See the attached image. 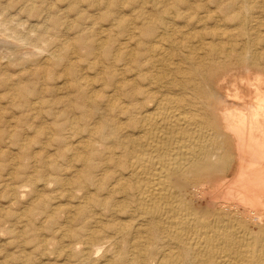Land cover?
<instances>
[{"label":"bare ground","instance_id":"6f19581e","mask_svg":"<svg viewBox=\"0 0 264 264\" xmlns=\"http://www.w3.org/2000/svg\"><path fill=\"white\" fill-rule=\"evenodd\" d=\"M122 1L107 0L99 11L117 36L72 0L74 19L68 11L44 17L38 3H26V14L37 18L27 33L11 29L9 17L0 21L1 43L10 40L15 47L7 52L0 46V63L31 66L33 81L19 87L17 78L5 79L14 94L10 106L19 100L12 107L25 110L36 97L28 110L40 114L50 104L41 97L45 88L35 86L58 65L67 78L61 87L67 96L56 99L62 109L44 111L55 129L39 127L46 140L54 136L63 163L33 157L37 168L20 161L11 169L25 184L6 188L24 197L41 180L43 189L54 184L63 198L75 199L62 212L47 196L31 202L26 214L39 218H23L25 226L58 227L51 241L42 231L37 263L54 257L56 264H264V0H130L128 17ZM202 20L214 28L197 31ZM178 22H186L188 31ZM53 29L59 36H48ZM63 172L69 175L63 178ZM102 218L112 237L103 232ZM103 253L109 259L101 262Z\"/></svg>","mask_w":264,"mask_h":264},{"label":"rangeland","instance_id":"374dc122","mask_svg":"<svg viewBox=\"0 0 264 264\" xmlns=\"http://www.w3.org/2000/svg\"><path fill=\"white\" fill-rule=\"evenodd\" d=\"M5 1H7V2H5ZM18 1H20L19 2V4L17 3ZM18 1H16V0H10V3H9V0H0V5L2 4V3H5V4H3L4 6H1V8H0V21H3L4 19L6 20V18H7V20L9 21V19L10 20H12L11 22H10V28L11 29H17L18 31H22V32H28V30H29V26L30 25H35V24H37V18H34V16H31V18H30V16L29 15H27L26 13V10H25V8H23V6L26 4V3H31V4H36V3H38V4H36V7L37 8H39L40 6V8L38 9L39 10V12L40 13H42V15L45 17H55L56 15H58V14H60V13H62L63 11V13H65V11L67 12H69V10H68V7H69V4H70V0H59L60 1V3H58L59 1L58 0H42L43 2H41V0H33V1H31V0H18ZM27 1V2H26ZM29 1V2H28ZM35 1H37V2H35ZM49 1H51L50 2V4H51V7H49ZM55 1V2H54ZM58 1V2H57ZM73 2H75V3H77L76 5H78V3H79V6L78 7H80L81 9V11H84V13L85 14H89L88 16H91V17H93L94 19H99V21L97 22V23H100L99 24V26H101V28H102V30H106V31H108V35L109 36H117V32H114L115 31V29H113V27L111 26V24H110V22H105L106 20L105 19H102V17H104V13H99V11L100 10H102L103 8L101 7V6H103L102 4L105 2V1H107V0H92L91 2H90V0H88V1H86V0H72ZM98 1V2H97ZM124 1V0H123ZM122 1V3L126 6V15H127V17L130 15V13H128L129 11H131V9H129L128 8V5L130 4V2H128V1H130V0H125L124 2H126V3H124ZM137 2H141L142 0H136ZM169 1H173V0H169ZM192 2H194L195 0H191ZM2 2V3H1ZM16 2V3H15ZM48 3V4H46V3ZM52 2H53V4H52ZM67 2V3H66ZM87 2V3H86ZM92 2H93V4H92ZM95 2V3H94ZM102 2V3H101ZM54 3H56V4H54ZM63 3V4H62ZM90 3L92 4V5H90ZM100 5H98V4ZM15 4V5H14ZM16 4H18V5H16ZM21 4V5H20ZM96 4H97V6H96ZM6 5V6H5ZM10 5L12 6L11 8H10ZM63 5V6H62ZM149 5V6H148ZM14 6H15V8H14ZM17 6V7H16ZM19 6V7H18ZM99 6V7H98ZM138 6V5H137ZM146 6L149 8H151V3H148V4H146ZM2 7H4V8H2ZM46 7V8H45ZM49 9H48V8ZM55 7V8H54ZM57 7V8H56ZM98 9H97V8ZM101 7V8H100ZM54 8V9H53ZM48 9V10H47ZM55 9H57V10H55ZM65 9H67V10H65ZM56 12H55V11ZM62 10V11H61ZM2 11V12H1ZM4 11V12H3ZM5 11H6V13H5ZM52 11V12H51ZM61 11V12H60ZM19 12V13H18ZM48 13V14H46V13ZM49 12H50V14H49ZM68 12H67V14H68ZM101 12V11H100ZM55 13V14H54ZM58 13V14H57ZM70 13V12H69ZM26 15V16H25ZM29 16V17H28ZM70 18L69 19H74L75 17V15L73 16V14H71L70 13ZM4 17V18H3ZM8 17H9V19H8ZM27 17H28V19H31V20H28L27 19ZM199 17L201 18L202 17V14H198L197 15V19L196 20H198L199 19ZM16 18V19H15ZM102 20H101V19ZM18 19V20H17ZM32 20H34V21H32ZM26 21V22H25ZM14 22V23H13ZM15 22H17V23H15ZM36 22V23H35ZM95 21H93V19H92V23H94ZM13 23V24H12ZM18 23H19V29L18 28H16V24H17V26H18ZM48 24H49V22H47ZM137 23V22H136ZM28 24V25H27ZM14 25V26H13ZM22 25V26H21ZM200 25V26H199ZM111 28H110V27ZM178 26H180V27H184V31H188V29H189V27H188V25L186 24V22H185V24L184 23H179L178 22ZM199 26V27H198ZM13 27H15V28H13ZM97 27H98V25H97ZM109 27V28H108ZM133 27H134V25H133ZM212 27L214 28V24H213V22L212 21H210V20H208V21H206V20H202V22L201 23H199L198 25H197V31H205V29L204 28H206V30H212ZM264 27L263 28H260V31L261 32H264ZM104 30V31H105ZM21 32V33H22ZM48 33V36H53L54 38H55V36H59V34H57L58 32L56 31V30H54L53 29V31L52 32H47ZM71 33H74V32H71ZM54 34V35H53ZM56 34V35H55ZM69 36H72V34H70ZM52 38V37H51ZM53 39V38H52ZM2 40V39H1ZM4 40V41H3ZM2 40V43H4V44H2L1 43V41H0V43H1V45L0 46H3V51H10V50H12L13 51V48L15 49V47H12L11 46V41L10 40H8V42H6V40L5 39H3ZM10 41V42H9ZM11 43V44H10ZM6 44H8V46L6 45ZM10 44V45H9ZM11 46V47H10ZM10 55V54H9ZM13 60V59H12ZM3 65V66H2ZM5 63L3 62V61H1V63H0V79H3L2 81H4L3 82V84H2V81H0V111L2 112V114H0V121H4V122H0V133H1V131H3V133L0 135L2 138H0V164H3V165H1V166H3V167H0L1 169H0V262L2 261V263L3 264H21V263H18V261H16L17 259H23V261H24V259L26 260L25 262H23V264H38V263H40L41 262V258H40V256H41V251L44 249V246H42V244H40L39 242L41 241V243H43V238L42 237H44V239L45 240H53L54 238H57L58 236H56V237H54V232H51V230L52 231H56L57 229H58V227H56V226H53V225H47L48 227H46L45 229L43 228L41 231H38L37 229H36V227L34 226V227H32L31 225L32 224H30V227L29 226H25L27 223V221H25L27 218L31 221V220H33L34 219V221L36 222V218L37 217H34V216H27V214H26V212L28 211V210H30L31 209V207H32V205H33V203H31V202H35V198H36V201H37V197L39 196V194H40V197L39 198H41V200H44V197L45 196H47V197H45L46 198V200H49V201H47L48 202V204H50V205H52L53 204V206H58L59 205V207H60V210H61V212L63 211V210H66V209H64V207H66V205L68 204H74V201L73 200H75L74 198H72V196H70V197H68V198H63V196H62V189L58 186L57 187V185H54V184H52L50 187H47L46 188V190H45V188L43 189V186L41 185V183H43L41 180L39 181L38 180V182H36V184H38V185H34L33 184V189L34 190H36L37 188L39 189V190H42V191H39V193H34V192H32V187H28L29 189V191L28 192H26L25 193V195H24V197L23 196H16V195H12L11 193H10V191H7L10 187H16V188H18V187H20V186H22L23 184H25V182L24 181H22V180H17V182H16V179H14L13 178V170L11 169L12 167H15L16 165V167H21L23 164H25V163H28V161L30 162V161H32V162H34V164L36 163L35 162V160H32L33 159V157H34V159H42L41 161H44L45 159H47L48 157H50L49 159H55L56 158V160H58V163H60V164H62L63 163V160L61 159V158H59L58 157V149H60V147L58 146L59 144L58 143H56L55 141H53L54 140V136H52L51 135V139H53V140H46V139H48V137L46 136V135H44V133L42 134V132L40 133V130H39V127L41 126V127H45V128H48L49 130H52V129H55V128H53L54 127V119H53V121L51 120L52 118L51 117H49L48 115H47V112H46V115L44 114V111H49V109L51 110V109H53L54 108V110L56 111L57 109H59L58 111H60L61 109H62V106L60 105H56V99H58L57 97H66L67 95L66 94H64L66 91H64V90H61V87H63L64 86V81H65V76H64V73L62 74V72H64V69L63 68H65V67H63L62 65H58V66H56V68H54L55 69V71H54V69H51V71L53 72H49L48 71V73H49V75H48V77H47V79H48V81L46 80L45 82H43V84L42 83H38V86L36 85H34L36 88L38 87V88H40V89H44L45 90V93H44V95L43 96H41V97H43L42 98V100H46V101H48L47 103L48 104H50V105H47V104H43L42 105V107H43V109H42V111L40 112V114H37L36 112H33L32 113V111H30V110H28V109H30V106H29V104H32V103H34V102H37L36 101V97L34 98V97H32V98H29V104L25 107V110L24 109H14V107H12L14 104H16V103H18L19 102V100H15V101H13L12 103H13V105L12 106H10V104H11V101H12V99H10L11 97H10V95H14L13 93H10L11 91H9L7 88L9 87V86H6V84H7V82H5V79H6V81H7V79H8V81H15V78H17L16 79V81L14 82L15 84L17 83V84H19V83H21V84H19V87H21V86H25L26 84L28 85L29 84V82L30 81H32L30 78H29V75L27 74V70L31 67V66H29L28 67V65L27 64H22V65H19V64H14L13 66H8L7 68H4L5 66ZM20 66V67H19ZM12 67V68H11ZM19 67V68H18ZM25 67H26V69H25ZM3 68V69H2ZM14 68V69H13ZM36 68V67H35ZM34 68V66L32 67V69H35ZM61 68V69H60ZM4 69H6V71L4 70ZM9 70V71H8ZM25 70V71H24ZM24 71V72H23ZM54 72L56 73L55 74V76H54ZM2 73H4V74H2ZM16 73V74H15ZM25 73V74H24ZM47 73V74H48ZM52 74V76H51V74ZM13 74H14V76H13ZM27 74V75H26ZM61 74V75H60ZM8 75H10V77L8 76ZM17 77H16V76ZM20 75V76H19ZM25 75H26V77H25ZM19 76V77H18ZM22 76V77H21ZM63 76V77H62ZM3 77V78H2ZM21 77V78H20ZM55 77V78H54ZM59 77H61V78H63L62 80H60L61 78H59ZM11 78V79H10ZM22 78L26 81H24L23 82V80H22ZM27 78H28V80H27ZM51 78H53V79H51ZM19 79V80H18ZM30 79V80H29ZM55 80V81H54ZM66 80H67V78H66ZM29 81V82H28ZM52 83H51V82ZM60 81H62V82H60ZM28 82V83H27ZM33 82V81H32ZM56 82V83H55ZM24 83V84H23ZM31 83V82H30ZM1 84H2V86H1ZM23 84V85H22ZM62 84H63V86H62ZM4 85H5V87H4ZM43 85V86H42ZM59 85H61V86H59ZM34 86H32V88L34 87ZM41 86V87H40ZM4 87V88H3ZM29 87H31V85H29ZM34 87V88H35ZM56 87V88H55ZM59 89H58V88ZM49 88V89H48ZM53 89V90H51L50 91V89ZM57 89V90H55V89ZM50 91V93H48L49 91ZM55 90V91H54ZM3 91H4V93H3ZM6 92H8V93H6ZM53 92H56L57 93V95H56V93H53ZM60 92V93H59ZM64 92V93H63ZM47 93H48V95H47ZM3 94V95H2ZM4 94H6V95H4ZM8 94H9V97H8ZM61 95V96H60ZM4 96V97H3ZM13 97V96H12ZM46 97V98H45ZM32 99V100H31ZM51 99H53V100H51ZM44 100V101H45ZM51 100V101H50ZM34 101V102H33ZM9 102H10V104H9ZM32 102V103H31ZM45 103V102H44ZM26 105V103L24 102L22 105L23 106H25ZM53 106H52V105ZM57 107H56V106ZM46 108H45V107ZM52 106V107H51ZM55 106V107H54ZM51 107V108H50ZM3 108H5V109H3ZM9 108H12V109H9ZM8 109V110H7ZM45 109V110H44ZM3 110H4V112H3ZM9 111V112H7V111ZM14 110V111H13ZM13 112V113H12ZM16 115H15V114ZM27 113V114H26ZM31 113V114H30ZM13 114V115H12ZM35 114V115H34ZM3 115V116H2ZM6 115V116H5ZM26 115H28L27 117H25ZM38 115V116H37ZM43 115V116H42ZM13 116V117H12ZM16 116V117H15ZM37 116V118L36 119H34L35 117ZM40 116H42L41 118H40ZM15 117V118H14ZM17 118V119H16ZM2 119V120H1ZM16 119V120H15ZM21 119V120H20ZM35 120V121H34ZM18 121V122H17ZM20 122H21V124L22 125H17V124H20ZM26 122H27V124H26ZM50 122H51V124H50ZM2 123V124H1ZM17 123V124H16ZM5 125V126H4ZM15 127H14V126ZM24 125V126H23ZM31 125H33V126H35L34 128H33V126H32V129H30L29 128V126H31ZM45 125V126H44ZM53 127H52V126ZM1 126H3V127H1ZM9 127V128H8ZM12 127H14V128H12ZM17 127V128H16ZM37 127V128H36ZM50 127V128H49ZM10 128H11V131H8V130H10ZM14 129H15V132H17V133H15L14 132ZM18 129V130H17ZM21 130V131H20ZM39 130V131H38ZM5 131V132H4ZM11 132H14L15 133V135H14V133H11ZM8 133H10V134H8ZM5 134V135H4ZM35 134H37V135H35ZM4 135V136H3ZM11 135V136H10ZM18 135V136H17ZM38 135H41V136H43V137H41V136H38ZM8 136V137H7ZM10 136V137H9ZM36 136V137H35ZM46 136V137H45ZM50 136V135H49ZM12 137H14V138H12ZM19 138V140H18V138ZM30 137V138H29ZM36 138H37V140H36ZM12 139V140H11ZM15 139V140H14ZM17 139V140H16ZM36 141V142H35ZM49 141V142H48ZM74 141H75V139H74ZM17 142V143H16ZM25 142V143H24ZM47 142V143H46ZM69 142L71 143V142H73V140H69ZM24 143V144H23ZM28 144V145H27ZM32 144V145H31ZM46 144V145H45ZM53 144H56V145H53ZM50 145H52V146H50ZM28 146V148H26ZM30 146H32V148L30 147ZM57 146V147H56ZM23 147V148H22ZM20 148V149H19ZM47 148V149H46ZM22 149H24L23 151V153H22ZM55 149H57V150H55ZM18 150V151H17ZM2 151V152H1ZM41 151H43L44 153H45V155H44V153L43 152H41ZM12 152V153H11ZM19 152L20 153H22V154H19ZM40 152H41V154H40ZM3 153H5V154H3ZM57 153V154H56ZM15 154V155H14ZM37 154V155H36ZM49 154V155H48ZM51 154H54V155H51ZM4 155H6V156H4ZM19 155V156H18ZM21 155V156H20ZM36 155V156H35ZM39 155H41V156H39ZM15 157V159H13L14 157ZM45 156H46V158H45ZM5 157V158H4ZM39 157V158H38ZM2 158H4V160L2 159ZM30 158V159H29ZM6 159V160H5ZM13 159V160H12ZM20 159V160H19ZM25 159V160H24ZM27 159H29V160H27ZM8 160H10V161H8ZM17 161V163H16V161ZM24 160V161H23ZM12 161H13V163L15 164H13L12 163ZM20 161L23 163H20ZM27 161V162H26ZM9 163V164H8ZM10 163L12 164V165H10ZM36 165V166H35ZM35 165H33V166H35V167H37L38 168V164L36 163ZM12 166V167H11ZM15 167V168H16ZM1 170H4V172L3 171H1ZM15 170V169H14ZM11 171H12V173H11ZM32 171V170H31ZM31 171H28L27 172V175H29V176H33V172H31ZM5 175H4V174ZM31 173V174H30ZM66 173V174H65ZM3 174V175H2ZM9 174V175H8ZM10 175H12V176H10ZM62 175L63 176H61V177H63L64 178V176L66 177L67 175H69L67 172H63L62 173ZM2 177V178H1ZM8 177V178H7ZM12 177V178H11ZM54 177V176H53ZM5 178H7V180H5ZM11 180H10V179ZM50 178H52L51 177V175L50 174H48V176H46V179H48V180H51ZM12 179H14V180H12ZM53 179V178H52ZM44 180H45V178H44ZM22 181V182H21ZM41 182V183H40ZM6 183H8V184H6ZM20 183V184H19ZM5 184V185H4ZM15 185V186H12V185ZM40 184V185H39ZM7 185V186H6ZM11 185V186H10ZM17 185V186H16ZM5 186V187H4ZM41 187V188H40ZM6 188H7V190H6ZM47 189H49L48 191H47ZM56 189V190H55ZM51 190H53V191H51ZM46 191V192H45ZM51 191V192H50ZM5 192V193H4ZM31 192V193H30ZM42 192V193H41ZM46 194H45V193ZM57 192H58V194H57ZM7 193H8V195H7ZM28 193V194H27ZM61 193V194H60ZM64 193V192H63ZM31 194V195H30ZM42 194V195H41ZM56 194H57V196H56ZM11 195V196H10ZM30 197H29V196ZM4 196V197H3ZM5 196H7V197H5ZM14 196V198H12ZM16 196V197H15ZM28 196V197H27ZM44 196V197H43ZM60 196H62V197H60ZM8 197H10V198H8ZM19 197V198H18ZM53 197H54V199H55V197H56V199L54 200L53 199ZM30 198V199H29ZM59 198V199H58ZM61 198V199H60ZM11 199H13V200H11ZM18 199L21 201H18ZM17 200V201H16ZM28 200V201H27ZM51 200V201H50ZM67 200V201H66ZM13 201H15V204L14 205H12V203H14ZM26 201V202H25ZM58 201V202H57ZM63 203H61V202ZM10 202V203H9ZM25 202V203H24ZM55 202V203H54ZM65 202H68V203H65ZM20 203V204H19ZM29 204V205H28ZM56 204V205H55ZM61 204V205H60ZM14 206V207H12V206ZM17 205H18V207H17ZM63 205V206H62ZM21 206V207H20ZM28 206H29V208H28ZM20 207V208H19ZM26 207H27V210H26ZM63 207V208H62ZM18 208H19V210H18ZM33 208V207H32ZM63 209V210H62ZM8 210L10 211V214H9V212H8ZM24 210V211H23ZM6 212H8V214L6 213ZM13 212V213H12ZM17 213V214H16ZM3 214V215H2ZM5 214H7V216H6V218H10L9 220L8 219H6V218H4L5 217ZM14 214V215H13ZM22 214V215H21ZM12 215V216H11ZM24 215V216H23ZM9 216V217H8ZM19 216V217H18ZM61 216H62V214H61ZM3 218H4V220H3ZM20 218H22V219H20ZM23 218H25V220L24 221H22L23 220ZM39 218V217H38ZM37 218V219H38ZM20 219V220H19ZM105 219V220H104ZM102 220H103V226L105 227H103L102 226V228H103V232L105 233V235H107V236H109V237H112L114 234H112L113 233V231H110V229L108 228V230H107V225H108V222L106 221V220H108V219H106V218H102ZM2 221V222H1ZM22 221V222H21ZM16 222H18V224L16 223ZM21 223V224H20ZM24 223H26V224H24ZM4 224V225H3ZM15 224L16 225H18L17 227L15 226ZM23 226V227H22ZM50 226V227H49ZM52 226V227H51ZM26 229V230H25ZM18 230H20V231H18ZM25 230V231H24ZM27 230H28V232H27ZM45 230H47V232L45 231ZM102 230V229H101ZM107 230V231H106ZM13 231V232H12ZM42 231H43V234H42ZM50 231V234L48 233ZM110 231V232H109ZM18 232H20V234L18 233ZM46 234H45V233ZM17 233V234H16ZM22 233V234H21ZM24 233H27V234H24ZM32 233H34V235L32 234ZM42 234V235H41ZM52 234V235H51ZM21 237V235H22V237L23 238H19V236ZM31 237H30V236ZM42 237H41V236ZM53 236V237H52ZM16 239H15V238ZM28 238H29V240H28ZM47 238H49V239H47ZM24 239V240H23ZM26 241V242H25ZM38 241V242H37ZM56 241H58V239H56ZM26 243V244H25ZM34 244V243H38L41 247H39L38 246V244H34V245H31V244ZM22 244V245H21ZM29 246H28V245ZM44 244V243H43ZM16 245V246H15ZM18 245H20V246H18ZM31 245V246H30ZM36 245V246H35ZM26 246V247H25ZM34 246V247H33ZM38 246V247H37ZM20 247V248H19ZM17 248H18V250H17ZM29 248H30V250H29ZM41 248H43V249H41ZM22 250V252L21 253H28L29 255H26V256H24V257H27V258H24L23 257V255L21 254V253H19L18 251L19 250ZM29 252H28V251ZM33 251V252H32ZM16 253H18V254H16ZM37 253H38V255H37ZM2 254V255H1ZM18 256L19 254H21V256L19 257H17L16 255ZM30 256H31V258H30ZM32 256H34V257H36V258H34V257H32ZM38 256V257H37ZM102 256H104V253L103 254H101V255H99L98 256V258L97 259H99L100 257L102 258H100V260H101V262H104L105 260H107V259H109V257L106 259H103V257ZM29 257V258H28ZM7 258V259H6ZM16 258V259H15ZM4 259L6 260V262L4 261ZM33 259V260H32ZM40 259V260H39ZM51 259V261H47L49 264H53L52 262H55V264L57 263L56 262V260H55V258L54 257H52V258H50ZM14 262H13V261ZM31 260V261H30ZM54 260V261H53ZM12 261V262H11ZM21 260H19V262H20ZM27 261H28V263H27ZM34 261V262H33ZM36 261V262H35ZM8 262V263H7ZM31 262H33V263H31ZM38 262V263H37ZM46 262V261H45ZM73 262H74V260H73ZM60 264H62V263H60ZM72 264H75V263H72Z\"/></svg>","mask_w":264,"mask_h":264}]
</instances>
